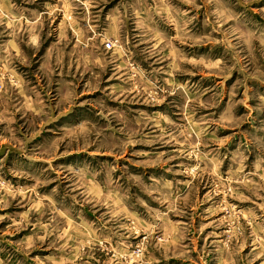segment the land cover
Listing matches in <instances>:
<instances>
[{"label":"rangeland","instance_id":"1","mask_svg":"<svg viewBox=\"0 0 264 264\" xmlns=\"http://www.w3.org/2000/svg\"><path fill=\"white\" fill-rule=\"evenodd\" d=\"M0 264H264V0H0Z\"/></svg>","mask_w":264,"mask_h":264}]
</instances>
